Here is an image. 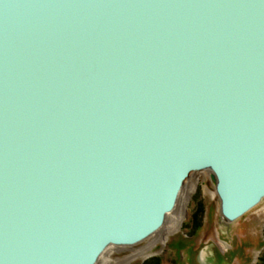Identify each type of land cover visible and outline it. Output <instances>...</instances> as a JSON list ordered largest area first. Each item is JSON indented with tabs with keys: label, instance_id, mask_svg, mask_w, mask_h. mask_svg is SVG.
I'll use <instances>...</instances> for the list:
<instances>
[{
	"label": "water",
	"instance_id": "water-1",
	"mask_svg": "<svg viewBox=\"0 0 264 264\" xmlns=\"http://www.w3.org/2000/svg\"><path fill=\"white\" fill-rule=\"evenodd\" d=\"M264 199V0H0V264H96L193 172Z\"/></svg>",
	"mask_w": 264,
	"mask_h": 264
},
{
	"label": "rangeland",
	"instance_id": "rangeland-1",
	"mask_svg": "<svg viewBox=\"0 0 264 264\" xmlns=\"http://www.w3.org/2000/svg\"><path fill=\"white\" fill-rule=\"evenodd\" d=\"M176 207L184 212L180 228L147 256L133 257L149 238L129 247H109L96 264L131 257L124 264H264V199L239 219L226 222L216 184L204 170L187 178Z\"/></svg>",
	"mask_w": 264,
	"mask_h": 264
},
{
	"label": "bare ground",
	"instance_id": "bare-ground-1",
	"mask_svg": "<svg viewBox=\"0 0 264 264\" xmlns=\"http://www.w3.org/2000/svg\"><path fill=\"white\" fill-rule=\"evenodd\" d=\"M183 213H184L183 209H180L179 207H175V209L169 215H167L166 219H168V222L167 223L165 222V224L159 230L151 234L148 237L150 239L149 244L142 247L140 250L136 251L133 257L147 256L149 254L148 250L150 251L152 247H154L157 243L165 240L168 234L180 228L182 221H183V218H182ZM129 246H132V245H116V246H110V248L111 247H129ZM131 258L119 259V260H109L108 259V263L109 264H124L128 262ZM101 264H105V261L102 262Z\"/></svg>",
	"mask_w": 264,
	"mask_h": 264
},
{
	"label": "trees",
	"instance_id": "trees-1",
	"mask_svg": "<svg viewBox=\"0 0 264 264\" xmlns=\"http://www.w3.org/2000/svg\"><path fill=\"white\" fill-rule=\"evenodd\" d=\"M194 219V224L198 226V221L195 219V217H193Z\"/></svg>",
	"mask_w": 264,
	"mask_h": 264
}]
</instances>
